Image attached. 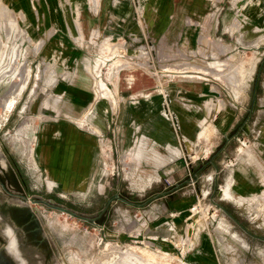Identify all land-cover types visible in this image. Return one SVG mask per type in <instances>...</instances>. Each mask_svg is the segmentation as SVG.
<instances>
[{
  "label": "rangeland",
  "instance_id": "1",
  "mask_svg": "<svg viewBox=\"0 0 264 264\" xmlns=\"http://www.w3.org/2000/svg\"><path fill=\"white\" fill-rule=\"evenodd\" d=\"M17 1L19 41L1 31L3 54L14 48L20 65L0 83V144L30 199L87 219L110 210L105 223L84 222L35 205L56 259L114 264L133 247L171 264H264V174L237 187V165L258 157L264 129V0H55L58 23L45 0ZM257 75L247 137L234 129ZM79 91L87 103L71 101ZM158 98L145 116L139 102ZM157 120L171 144L150 131ZM52 146L68 152L58 173L46 161Z\"/></svg>",
  "mask_w": 264,
  "mask_h": 264
},
{
  "label": "flooded vegetation",
  "instance_id": "2",
  "mask_svg": "<svg viewBox=\"0 0 264 264\" xmlns=\"http://www.w3.org/2000/svg\"><path fill=\"white\" fill-rule=\"evenodd\" d=\"M240 131L245 132L243 125L236 132ZM37 197L33 200L27 196L21 176L0 144V264H56L55 251L45 231L43 216L35 205L51 210L55 209L49 205L62 207L78 217L81 214L52 199ZM114 198L119 199L117 195ZM96 203L93 201L91 206ZM109 214L110 210L107 209L89 220L105 223Z\"/></svg>",
  "mask_w": 264,
  "mask_h": 264
},
{
  "label": "bare ground",
  "instance_id": "3",
  "mask_svg": "<svg viewBox=\"0 0 264 264\" xmlns=\"http://www.w3.org/2000/svg\"><path fill=\"white\" fill-rule=\"evenodd\" d=\"M20 6H21V4L17 0H2V1H0V53H2V54H3V51L5 49V45H6L2 41V37H3L1 35L2 30H5V31H3L4 34L5 33L10 34V36H11V38L8 40V42H10L12 39H14V41L16 43L19 41V36H18L19 33L17 35V32L19 30H18V23L16 21V15L18 12V8H20ZM30 7H31V5H30ZM26 8L27 9L25 10V12L26 13L28 12L27 17L28 18L32 17L33 15L30 12L29 4L27 2H26ZM13 49H11L10 53L6 52L0 58V83L5 82L6 79L11 78L15 75V73L17 72V69L13 70L12 67L14 64L17 63L18 65H20L19 61L16 59L15 54L12 52ZM97 88H98V90L102 91V97L104 99H108V98L110 99V90L104 82L100 81L97 84ZM156 104H157V102H154V103L153 102H145V101L139 102V105L140 106H146L148 108V111H150V109L153 106H156ZM155 123L158 127H156L154 125L152 128H150V131L152 133H154V137L157 139V141H162V139L165 137L169 138L165 129L160 125L161 124L160 121L157 120ZM148 129H149V127H148ZM69 130L70 129H65L64 131H62V133L65 135L66 133L70 132ZM157 147H159V146H157ZM67 155L68 154L65 150H60V149L56 148L55 146L51 147V150H50L49 154L47 155V160H48V163L52 166L54 173L60 172V170L64 166L63 164H65V162H66ZM232 184H233V179L230 180L228 186H231ZM223 190H224L225 196L233 198L225 189H223ZM244 197H247V196L244 194H240L239 196L233 198V200H235L237 203H240L241 199ZM8 238H10V236ZM117 254H116V256H118L117 257L118 260H116V263H114V264H139V263H141V264H171V262H172V259L157 257L147 249L128 247L124 252L119 251ZM110 260H112V259H110ZM107 264H109V263H107Z\"/></svg>",
  "mask_w": 264,
  "mask_h": 264
},
{
  "label": "crops",
  "instance_id": "4",
  "mask_svg": "<svg viewBox=\"0 0 264 264\" xmlns=\"http://www.w3.org/2000/svg\"><path fill=\"white\" fill-rule=\"evenodd\" d=\"M100 2H102V1L99 0V3ZM45 3H46V8L47 9H46V11H44L45 10L44 9L43 12L48 14V17H50L51 19H53V21L55 20V22L58 23V20H56V18L57 19L59 18V15H58L59 13H58V11L56 9L55 0H45ZM41 15H42L43 18L45 17L43 13H41ZM77 28H78L77 29L78 32H80L82 34L84 30H83V27H82V25L80 23H79V26ZM52 32H54V30H52ZM51 37H52V34L46 39V41L43 44L42 48L45 46V44L48 42V40ZM259 75L255 79L254 87H253L252 92H251V99H250L251 100V106H250V109L249 110L246 109V111H244L245 113L247 112L246 118H244L242 120V123L240 125H238L236 127V129H234V131L236 132V131H238L240 129V127L242 125H243V127H245L247 125L248 126V129H247L248 134L246 132H243L244 135H246L247 137L252 136V132L254 131V129L252 127V123L250 124V123H248V121L251 118V115L253 113L252 109L254 108V102H256V100L260 96L259 95V91H260L261 85H260V81H259L260 80L259 79ZM132 77H133L132 78L133 86L138 85L139 76L138 75H133ZM86 97H87V93L85 91H79L77 93V95L76 94L70 95L71 101L74 102L77 105L81 104V103H83L85 101H86L85 103H87V100H85ZM157 100L158 101H157L156 106H153L150 109V111L148 112V114H146L147 113L146 111L142 110V112L145 114V116L154 114L156 112H159L160 106H161V98H158ZM239 108H236L237 111H239V112H240V110L242 111V109L239 110ZM261 112H263L262 109L257 111V113H261ZM257 118L259 119V115L257 116ZM257 118L254 117L253 119H257ZM162 123L165 126V128L169 131V133L171 134V130H170L169 126L166 123H164V122H162ZM224 131H226V128L223 129V132ZM236 133L239 134L240 132H236ZM258 139H259V147L257 149L258 150V152H257L258 157H255L253 161L246 160L245 163H243V164L241 163L240 165H237V167L239 168V175H238L239 178L237 180V183H238L237 187L238 188L240 187L242 192H244V189L247 186H249V185H252V184L257 185L259 183L261 185L262 182H263L262 174H264V173H262V168L264 166V129L261 131L260 137ZM171 141H172L171 139L165 137V138L162 139V141H158V142H159V144H162V145H165V144L168 145V144H171ZM230 141L231 140L225 139V141L223 143V150H225V148L229 146ZM67 154H68V152H67ZM46 161L48 162V160H46ZM252 167H253V169H251ZM251 170H253V173H251ZM230 177H231V175H229V178ZM174 182H173V184L176 183V182L175 183ZM235 184H236V181H235ZM174 186L175 185H172L171 188H173Z\"/></svg>",
  "mask_w": 264,
  "mask_h": 264
},
{
  "label": "water",
  "instance_id": "5",
  "mask_svg": "<svg viewBox=\"0 0 264 264\" xmlns=\"http://www.w3.org/2000/svg\"><path fill=\"white\" fill-rule=\"evenodd\" d=\"M247 129H248V126L246 125V126H245V132L248 134ZM35 200H36V199H35ZM48 205H49V204H48ZM49 207H51L52 209L58 210V211H60V212H62V213L68 214V215H70V216H72V217H78V216H76L74 213L67 211L65 208L58 207V206H53V205H49ZM79 219H82V220L85 221V222H89V221H90V220L87 219V218H79ZM55 262H56V264H61L57 259H55Z\"/></svg>",
  "mask_w": 264,
  "mask_h": 264
}]
</instances>
